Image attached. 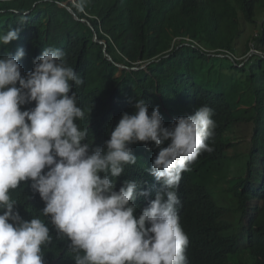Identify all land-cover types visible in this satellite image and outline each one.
Segmentation results:
<instances>
[{"label": "trees", "instance_id": "obj_1", "mask_svg": "<svg viewBox=\"0 0 264 264\" xmlns=\"http://www.w3.org/2000/svg\"><path fill=\"white\" fill-rule=\"evenodd\" d=\"M77 3L0 0V33L10 26L21 27V18L27 21L17 40L0 45V58L23 49L25 56L18 63L24 75L33 70L34 59L45 47L64 51L68 65L83 80L72 90L85 110V119L78 123L88 128L93 149L104 147L123 113L135 112L137 98L149 105V114L159 106L166 127L179 116L193 114L200 105L213 108L217 128L208 143L214 151L202 153L191 171L182 173L178 189L180 223L189 237L188 264H264L262 127L247 131L252 148L245 162H236L244 164L241 175L228 178L226 184L209 178L214 165L234 157L237 143L233 140L239 134L233 124L248 120L235 95L215 88L223 77L218 73L228 74L219 68L220 63L231 62L230 71H248L256 77L254 88L259 90L251 93L257 105L254 100L249 104L258 108L264 120V0H90L83 12ZM250 26L257 31L245 38V28ZM242 40L244 46H240ZM253 49L259 52L251 55ZM211 53L250 57L242 65L243 61ZM261 96L263 101L258 99ZM34 106L35 102L26 104L22 110ZM131 147L137 164L125 166L115 190L127 180L138 182L140 190L149 193L135 201L138 216L160 190L159 182L146 171L159 149L152 142L150 151L144 142ZM27 182H21L12 196L21 202L17 208L22 218L30 221L41 215L45 203L39 193L26 187ZM48 226L53 241L45 251V264H74L67 253L68 241L58 239L54 226Z\"/></svg>", "mask_w": 264, "mask_h": 264}, {"label": "clouds", "instance_id": "obj_2", "mask_svg": "<svg viewBox=\"0 0 264 264\" xmlns=\"http://www.w3.org/2000/svg\"><path fill=\"white\" fill-rule=\"evenodd\" d=\"M89 2L78 0L76 6L83 12ZM26 22L21 18V27L0 33V45L17 40ZM215 54L220 53L209 55ZM24 56L21 49L0 58V264H45L53 241L49 223L58 239L68 241L74 264H188L179 183L202 153L214 151L208 143L217 128L214 109L200 105L166 127L159 106L149 114V105L137 98L135 112L123 113L104 147L93 149L88 128L78 123L85 110L72 90L83 80L67 54L45 47L33 70L22 75L18 61ZM137 142L159 149L146 171L160 188L138 216L135 201L149 193L127 180L115 190L125 166L137 164L131 147ZM27 181L45 203L30 221L12 196Z\"/></svg>", "mask_w": 264, "mask_h": 264}, {"label": "rangeland", "instance_id": "obj_3", "mask_svg": "<svg viewBox=\"0 0 264 264\" xmlns=\"http://www.w3.org/2000/svg\"><path fill=\"white\" fill-rule=\"evenodd\" d=\"M75 1V0H73ZM257 28H253V26L246 27L244 32V37H248L251 33L256 32ZM103 42V41H102ZM245 45V40L240 42V46ZM253 51V52H252ZM251 53L259 52L258 50L253 49ZM250 56L241 55L237 58V61L247 62ZM210 64L209 62L206 63ZM219 68H222L228 72V74L218 73V75H222L223 77L219 79L218 84L215 88L221 89L225 92L231 93L235 95V99L241 104L240 109L242 114L248 118V120L237 121L233 124L234 131L239 135L233 140L237 145L234 147L235 154L233 158H228L227 160L221 162L219 165H214L212 174L209 176L210 180L214 182L228 183L227 179L230 177H234L237 175H241L244 169V164H236V162L241 161L245 162L246 155L249 153L252 148V137L249 136L247 131L252 133L253 127H262L260 130V134H263L264 131V120L262 117L258 115V108L256 106H252L249 104L250 101L254 100L255 95L251 93V91L259 90L258 88H254V85L257 83L256 77H251L248 71L242 70H231V62H224L219 64ZM230 69V70H229ZM215 70V69H214ZM259 101H263V97L258 98ZM234 100V99H233ZM253 105H257V101H253ZM263 105V104H260ZM261 115L264 116V110H261ZM250 117H254L253 120L249 119ZM222 184V185H224ZM216 185H213L215 187ZM221 190H225L223 186H220ZM236 218H234V222H236ZM240 218V217H239Z\"/></svg>", "mask_w": 264, "mask_h": 264}, {"label": "water", "instance_id": "obj_4", "mask_svg": "<svg viewBox=\"0 0 264 264\" xmlns=\"http://www.w3.org/2000/svg\"><path fill=\"white\" fill-rule=\"evenodd\" d=\"M76 19H79V17L76 16ZM85 21H86V20H85ZM95 39L97 40L96 35H95ZM252 52H253V51H252ZM106 54H107V53H106ZM251 54H253V53H251ZM107 55H108V54H107ZM215 55L226 56V55H228V54H225V55L215 54ZM108 56H109V55H108ZM228 56H230V55H228ZM109 57H110V56H109ZM230 57H231L232 60H235V58H234L233 56H230ZM110 58H111V57H110ZM30 184H31V181H28L26 187L29 188L28 186H30ZM30 187H31V186H30Z\"/></svg>", "mask_w": 264, "mask_h": 264}, {"label": "bare ground", "instance_id": "obj_5", "mask_svg": "<svg viewBox=\"0 0 264 264\" xmlns=\"http://www.w3.org/2000/svg\"><path fill=\"white\" fill-rule=\"evenodd\" d=\"M166 145H167V142H166Z\"/></svg>", "mask_w": 264, "mask_h": 264}]
</instances>
